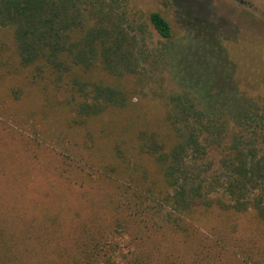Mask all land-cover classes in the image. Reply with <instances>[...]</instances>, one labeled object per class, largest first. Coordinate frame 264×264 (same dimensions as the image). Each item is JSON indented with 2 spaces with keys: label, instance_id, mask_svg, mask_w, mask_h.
I'll return each mask as SVG.
<instances>
[{
  "label": "trees",
  "instance_id": "obj_1",
  "mask_svg": "<svg viewBox=\"0 0 264 264\" xmlns=\"http://www.w3.org/2000/svg\"><path fill=\"white\" fill-rule=\"evenodd\" d=\"M120 2L0 0L3 101L35 95L41 133L3 143L42 175L17 212L32 264H264V106L240 96L209 38L185 40L226 65L223 86L176 63L181 45L147 50ZM149 21L173 42L161 14ZM168 64L178 90L153 86Z\"/></svg>",
  "mask_w": 264,
  "mask_h": 264
},
{
  "label": "rangeland",
  "instance_id": "obj_2",
  "mask_svg": "<svg viewBox=\"0 0 264 264\" xmlns=\"http://www.w3.org/2000/svg\"><path fill=\"white\" fill-rule=\"evenodd\" d=\"M120 1L121 10L126 14L129 25L135 29L138 37L144 39L147 50L159 54L169 49V46L181 45L180 52L175 50L174 53L177 58L176 63L178 62L182 67L194 66L198 75L206 72L208 78L215 79L218 85L223 86L227 76L226 65L223 62L219 64L207 57L202 61L195 60L194 53L189 55V51H195V47L193 48L185 40L188 36V38L196 36L197 40L195 41L207 42V38H209V41L218 48V54L231 64L234 71L232 81L240 96L255 100V104L257 103L260 107L264 106V0ZM154 12H158L169 22L173 42L166 43L154 30L149 21V15ZM202 54L207 56L205 51ZM205 69L207 70L205 71ZM189 73L193 79L195 72ZM176 75L177 72L175 74L173 65L168 64L163 72H156L154 77L156 82L153 86L163 82L166 87L178 90L180 84ZM9 84L7 80H0V119H2V122L0 121V153L3 155H8L13 150V147L7 149L3 147V143L13 136L15 138L23 136L33 144L31 138L37 140L38 143L41 142V133L38 126L34 124L38 123L39 119L27 118V112L34 107L36 96L31 95L33 96L32 100L29 97L16 103L9 100L12 108H8L6 99L5 102L3 99ZM2 126L11 131L10 134L5 136ZM52 139L53 137H47L48 142ZM52 146L43 147L51 149ZM16 154L20 159L8 155L4 156L6 157L5 161L0 164V173L3 170L6 173L5 175L0 174V242H4L1 244L2 248L0 246V261L7 263L8 260L12 261V258L17 256L24 264H32L34 262V251L30 247L32 240L27 237V227H24L17 212L24 208V200L30 199V194L35 189L33 177L35 179L36 176L41 177L42 175H39L38 171L34 170L35 168L32 169L25 165L27 161L25 158L23 159V154L20 152ZM209 156L212 162H215L218 157L215 151H211ZM15 169L20 174L19 179L17 178L18 182L21 181L19 186H14L11 180L15 177L13 175ZM22 177L23 179H21ZM199 203L195 207L199 208L201 206ZM13 204L15 209H11ZM11 210L13 211L11 212ZM214 216L215 214L209 216L210 224L216 221ZM250 223L252 222L250 221ZM247 226L248 228L252 227ZM262 233L264 234V230ZM6 253L7 256H5ZM10 261L9 263H11Z\"/></svg>",
  "mask_w": 264,
  "mask_h": 264
}]
</instances>
